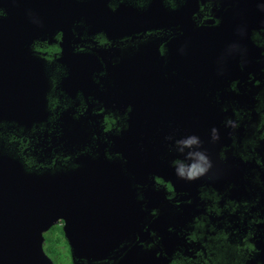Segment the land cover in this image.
<instances>
[{
	"label": "flooded vegetation",
	"instance_id": "obj_1",
	"mask_svg": "<svg viewBox=\"0 0 264 264\" xmlns=\"http://www.w3.org/2000/svg\"><path fill=\"white\" fill-rule=\"evenodd\" d=\"M239 1L0 0V20L30 37L19 64L47 82L46 120L2 124L0 153L40 178L93 166L105 179L119 163L146 213L131 232L124 214L113 245L89 254L61 220L45 235L52 264H264V69L211 79L183 105L172 95L190 81L181 38ZM253 40L264 55V30Z\"/></svg>",
	"mask_w": 264,
	"mask_h": 264
},
{
	"label": "water",
	"instance_id": "obj_2",
	"mask_svg": "<svg viewBox=\"0 0 264 264\" xmlns=\"http://www.w3.org/2000/svg\"><path fill=\"white\" fill-rule=\"evenodd\" d=\"M16 23L8 18L0 20V126H31L46 120L47 82L42 75L40 83L32 69L19 64L30 37ZM262 30L264 0L239 1L218 28L194 30L192 26L190 36L180 40L185 49L180 54H187L190 81L172 93L174 101L181 100L183 105L185 94H200L211 79L218 81L235 72L242 77L243 69L255 73L264 69L263 52L253 40L254 33ZM211 83L216 85V81ZM35 86H42L41 92L35 91ZM199 103L190 100L192 108ZM137 119L131 117L128 136L134 134ZM106 168L105 179L93 176V166L80 173L40 178L27 175L19 162L0 153V264H52L44 249L45 235L61 220L78 254L98 253L113 245L118 237L116 227L122 230L124 214L126 231L131 232L137 212L142 220L146 213L141 203L134 202L132 181L121 165L111 162ZM129 168L134 169L135 164L130 162ZM98 180L104 191L92 186ZM142 220L137 221V227Z\"/></svg>",
	"mask_w": 264,
	"mask_h": 264
},
{
	"label": "clouds",
	"instance_id": "obj_3",
	"mask_svg": "<svg viewBox=\"0 0 264 264\" xmlns=\"http://www.w3.org/2000/svg\"><path fill=\"white\" fill-rule=\"evenodd\" d=\"M205 164H207V160L201 157ZM207 169L206 168H199L198 170H194L188 176L189 179H194L198 174H203Z\"/></svg>",
	"mask_w": 264,
	"mask_h": 264
}]
</instances>
